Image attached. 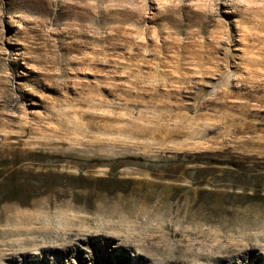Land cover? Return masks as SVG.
Segmentation results:
<instances>
[{"label": "rangeland", "instance_id": "obj_1", "mask_svg": "<svg viewBox=\"0 0 264 264\" xmlns=\"http://www.w3.org/2000/svg\"><path fill=\"white\" fill-rule=\"evenodd\" d=\"M125 243L264 264V0H0V264Z\"/></svg>", "mask_w": 264, "mask_h": 264}, {"label": "bare ground", "instance_id": "obj_2", "mask_svg": "<svg viewBox=\"0 0 264 264\" xmlns=\"http://www.w3.org/2000/svg\"><path fill=\"white\" fill-rule=\"evenodd\" d=\"M130 244L127 245L125 243V245H123L125 248L122 251L119 252L120 253L119 256L121 258V264H129L130 254L127 252L129 249H133L132 251H133L134 254L131 253V255L135 256V258H133V259L131 258V261H130L131 264H171L170 261L165 260V258H163V257L161 258L158 254H156V252H152V251L146 249V247H143L142 245L141 246H136V248H135L133 245H130ZM240 252L243 254V257L247 256V255H250L252 260H256V259L257 260L258 259L264 260V259H262V255L263 254L260 253L261 254V256H260V255L255 253L256 249L249 248V249H244V250H242ZM128 254H129V256H128ZM237 255H238V253H237ZM103 256H105V254H103ZM201 260H202V257H200L199 255L193 256L191 261H188L185 258H181V262H183L184 264H203ZM224 260H225V256H222V255L219 256L218 255L217 257L212 259L211 264H220ZM176 263H177L176 261L175 262L173 261V264H176Z\"/></svg>", "mask_w": 264, "mask_h": 264}]
</instances>
